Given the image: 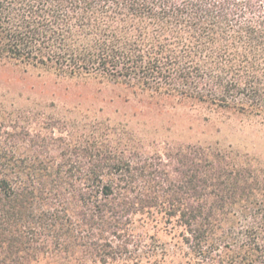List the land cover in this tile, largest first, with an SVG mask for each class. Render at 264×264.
<instances>
[{"label": "trees", "instance_id": "trees-1", "mask_svg": "<svg viewBox=\"0 0 264 264\" xmlns=\"http://www.w3.org/2000/svg\"><path fill=\"white\" fill-rule=\"evenodd\" d=\"M0 60L264 119V0H0ZM70 124L0 123V264L152 261L160 220L191 264H264V167Z\"/></svg>", "mask_w": 264, "mask_h": 264}, {"label": "rangeland", "instance_id": "rangeland-1", "mask_svg": "<svg viewBox=\"0 0 264 264\" xmlns=\"http://www.w3.org/2000/svg\"><path fill=\"white\" fill-rule=\"evenodd\" d=\"M50 120L76 127L108 121L126 126L150 148L198 143L264 167L263 118L165 101L93 78H69L0 60V123L37 129ZM146 229L156 246L152 261L141 264L155 259L157 264H191L179 228L160 220Z\"/></svg>", "mask_w": 264, "mask_h": 264}]
</instances>
